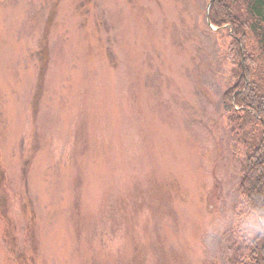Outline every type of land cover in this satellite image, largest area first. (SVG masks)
Listing matches in <instances>:
<instances>
[{
    "label": "rangeland",
    "instance_id": "obj_1",
    "mask_svg": "<svg viewBox=\"0 0 264 264\" xmlns=\"http://www.w3.org/2000/svg\"><path fill=\"white\" fill-rule=\"evenodd\" d=\"M212 3L0 0V264H236Z\"/></svg>",
    "mask_w": 264,
    "mask_h": 264
},
{
    "label": "trees",
    "instance_id": "obj_2",
    "mask_svg": "<svg viewBox=\"0 0 264 264\" xmlns=\"http://www.w3.org/2000/svg\"><path fill=\"white\" fill-rule=\"evenodd\" d=\"M210 20L218 29L228 26L232 42L235 65L223 94L225 118L244 151L241 214L254 217L253 234L236 245L232 260L264 264V0H213Z\"/></svg>",
    "mask_w": 264,
    "mask_h": 264
},
{
    "label": "water",
    "instance_id": "obj_3",
    "mask_svg": "<svg viewBox=\"0 0 264 264\" xmlns=\"http://www.w3.org/2000/svg\"><path fill=\"white\" fill-rule=\"evenodd\" d=\"M209 13V12H208ZM208 19L210 20L209 16H208Z\"/></svg>",
    "mask_w": 264,
    "mask_h": 264
},
{
    "label": "bare ground",
    "instance_id": "obj_4",
    "mask_svg": "<svg viewBox=\"0 0 264 264\" xmlns=\"http://www.w3.org/2000/svg\"><path fill=\"white\" fill-rule=\"evenodd\" d=\"M209 18H210V16H209Z\"/></svg>",
    "mask_w": 264,
    "mask_h": 264
}]
</instances>
